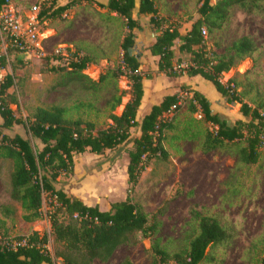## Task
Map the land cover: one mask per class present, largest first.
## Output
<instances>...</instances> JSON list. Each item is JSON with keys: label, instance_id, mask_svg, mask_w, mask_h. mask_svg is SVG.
I'll list each match as a JSON object with an SVG mask.
<instances>
[{"label": "trees", "instance_id": "16d2710c", "mask_svg": "<svg viewBox=\"0 0 264 264\" xmlns=\"http://www.w3.org/2000/svg\"><path fill=\"white\" fill-rule=\"evenodd\" d=\"M3 1L0 0V5ZM58 1L60 0L43 2L39 13L40 23L59 18L83 0H69L62 6ZM261 1L264 0H219L211 5V0H201L197 10L200 18L184 36L179 34L178 27L166 26L165 20L158 17L153 0H108L105 5L97 3L99 8L116 14L125 21L127 33L120 44L123 65L120 63L115 69L107 70L95 82L82 73L92 62L90 58L82 56L65 69V77L94 94L104 87H111V95L103 107L111 124L103 130L95 132V122L83 118V114L94 106L82 101L71 107H37L25 121L16 118L9 105H17V99L7 93L13 85V78L9 75L4 77L0 88V161H9L11 166L9 198L19 205L23 212L22 220L26 223L41 218L40 208L44 196L51 200V231L55 243L61 246V250L55 254L61 262L56 264H93L94 261L107 264L115 251L128 244L135 234L140 233L143 237L153 239L156 233L157 225L149 224L147 215L139 205L132 202L129 195L123 201L110 203L107 210H101L96 205H87L81 199L54 187L60 176L73 171V156L83 154L86 150L94 155H102L105 151H115L122 145H131L126 166L129 191L137 184L138 177L144 170L145 160L156 155L167 157L162 146L163 131L174 128L171 122H163L162 118L178 108V95L165 96L146 115L139 117L144 91L143 78L138 70L142 54L136 49L135 32L141 29L142 17L150 16L148 26L154 38L146 50L158 59V71L169 76L179 75L172 72V48L176 41L180 42L178 51L187 55L190 60L186 75L199 76L211 83L219 95L239 106V112L244 118L230 125L211 111L210 104L203 95L185 88L186 92L192 93L187 111L192 115L199 112L202 122L191 118L184 124V140L195 141L202 137L199 146L202 154L233 146L242 164L257 163L264 136V115L261 112L263 104L254 108L248 106L236 92L230 93L218 81L222 73L230 71L238 62L254 53V44L249 38L242 37L234 41L222 55L210 57L201 30L204 28L210 34L219 30L227 21L232 6L247 8L248 4ZM12 53L14 52L7 54ZM44 60L51 62L49 58ZM4 67L6 57L2 56L0 68ZM59 67L53 66L51 69L62 71V67ZM121 77L128 83L130 98L121 114L115 115L113 112L121 105L124 95L117 86ZM204 123L216 127V130L213 133L206 128L200 130L198 124ZM14 125L23 126L26 139L19 135L4 134ZM130 130H134L137 136L133 137ZM32 141L38 144L34 145ZM190 214L197 224V233L184 251L174 255L172 262L199 264L205 259L207 248L226 240V233L215 218L194 210ZM14 215L15 212L10 208L0 207V228L4 227L1 216L9 218ZM5 232L7 235V229L1 233L0 238V264H55L46 248V235L32 232L28 236L17 237L16 241L24 240L25 245L12 249ZM2 240L4 241L1 242ZM152 250L158 257L152 264L169 262L164 249L159 245V238H154ZM119 264L131 263L125 260ZM261 264H264V258Z\"/></svg>", "mask_w": 264, "mask_h": 264}, {"label": "rangeland", "instance_id": "374dc122", "mask_svg": "<svg viewBox=\"0 0 264 264\" xmlns=\"http://www.w3.org/2000/svg\"><path fill=\"white\" fill-rule=\"evenodd\" d=\"M43 1L12 0V3L17 10L26 11L33 5L41 9ZM218 1L211 0V5ZM68 2L60 0L58 4L62 6ZM97 3L83 0L59 18L41 23L40 39L46 57H32L33 60L26 64L13 62L10 65L13 74L20 75L18 79L21 81L17 80L16 86L22 94L21 104H39L42 108L71 107L79 101L92 104L93 109L84 113L83 118L95 122V132L111 124L107 112L103 111L111 95V87H104L97 94L85 91L67 80L66 68L52 70L53 65L44 59L59 46L71 45L82 56L91 59L83 74L95 82L107 70L120 65L123 54L120 44L127 33L125 21L99 8ZM153 3L159 12L164 13L166 26L182 28L188 21L200 18L197 10L201 0H153ZM142 22L148 26V20ZM242 37L253 42L255 51L222 78H232L235 92L240 94L244 103H251V100L264 102V1L248 4L247 8L232 6L227 21L219 30L211 34L206 32L204 41L209 56L213 57L222 55ZM117 86L124 95L121 105L113 113L120 115L129 101L130 88L122 77L118 79ZM188 104L189 100L183 99L176 110L163 116V122H171L174 128L163 131L162 146L167 157L156 155L145 160L144 170L131 191L126 175L127 154L131 150L129 144L115 151H105L102 155H94L88 150L74 155L73 171L60 176L54 185L57 190H63L87 205H98L101 210L129 195L147 215L149 224L157 225L153 239L135 234L128 244L115 251L107 264H119L125 260L131 264H152L158 260L152 250L154 238H159L167 260L172 262L174 255L184 251L197 233V224L190 214L192 210L215 218L227 236L224 242L207 248L205 259L199 264H261L264 258V136L258 161L253 165L242 164L233 146L202 154L199 149L202 137L195 141L184 140L182 133V125L191 118L202 122L197 113H187ZM262 111L264 113V107ZM198 126L202 131L206 128L210 133L214 132L209 124ZM18 131L26 135L23 126ZM131 132L133 136L134 130ZM179 137L183 139L178 140ZM10 171V163L0 164V207L15 212L13 217L1 216L4 227L0 228V238L6 229L8 233L5 235L11 243L17 237L28 236L32 232L44 234L53 262L60 263L55 254L61 246L54 241L49 220L53 210L51 200L44 196L40 219L24 222L19 205L9 198ZM93 264L102 263L94 261Z\"/></svg>", "mask_w": 264, "mask_h": 264}, {"label": "crops", "instance_id": "0c3cea01", "mask_svg": "<svg viewBox=\"0 0 264 264\" xmlns=\"http://www.w3.org/2000/svg\"><path fill=\"white\" fill-rule=\"evenodd\" d=\"M100 4L105 5L108 0H94ZM154 6L156 10L158 9L154 3ZM171 6L179 7L178 4H171ZM112 16H117L116 14H112ZM157 15L159 18H164V13H161L157 10ZM161 15V16H160ZM150 16L142 17V21L149 20ZM199 20V19H197ZM196 20V21H197ZM140 23L141 29L137 32H135V42H136V49L141 52V65L139 67V73L142 76V87L144 91V98L142 101V106L140 108L139 117H143L146 115L150 108L154 105L159 104L162 99L165 96L179 95L180 92H182L185 88L189 90H194L199 92L201 95H203L206 100L210 104L211 111L214 114H217L222 120H225L230 125H233L238 120H244L242 115L239 112V106L234 103H229L228 99L225 97H222L219 95L211 83L208 81H205L199 76L194 77H188L186 75V69L190 65V60L187 55L184 53H180L178 51V47L180 46V42L176 41L174 43V46L172 48L174 52V59L172 61V67L176 65H182L184 66V69L181 70L178 76H169L165 74L164 72L158 71L157 68V58L152 57L149 52L146 50V48L152 43L154 36L152 35V32L148 26L145 25L144 22ZM196 21H188L182 28H178V32L180 35L184 36L187 32L191 30L192 25ZM71 46V45H70ZM72 47V46H71ZM33 59L32 57H26L20 54L12 53L6 55V67H4L1 71L2 75L5 77L7 75L11 76L13 78V85L11 88L7 90V93L10 95L15 96L17 99L18 104L17 105H9V108L14 113V116L16 118H20L21 120L25 121L27 117H29V114L33 113L35 108L40 107L39 104H21V96L22 94L18 92V86H16V81L20 80L18 77V74L14 75L13 72L10 70V65L13 62H16L18 64H26L28 62H31ZM93 66V65H90ZM89 68V65L86 67V69ZM234 68V67H233ZM84 69L82 73L86 70ZM17 77V78H15ZM123 78V77H122ZM125 79V78H124ZM232 80V78H231ZM21 81V80H20ZM31 81V79H30ZM233 82V81H232ZM29 83V82H26ZM20 90V89H19ZM185 91V90H184ZM186 92V91H185ZM190 97L187 99L190 100ZM238 96L240 94H237ZM240 97V96H239ZM241 98V97H240ZM251 103H246L248 106L254 108L258 104H263V101H257V100H251ZM256 104V105H255ZM190 114L189 112H187ZM198 113V112H197ZM196 114V113H195ZM262 114L264 115L263 111ZM2 124V119L0 117V125ZM181 129L184 128V124L182 125ZM21 128L20 125H14L11 130L5 131L4 134L8 136L13 135H19L23 139H26V135H22L18 129ZM132 130H130L131 132ZM26 133V132H25ZM13 134V135H12ZM132 134V132H131ZM137 134L135 133L133 137H136ZM36 145L38 144L36 141H33ZM6 163L9 165V161H0V164ZM77 198V197H76ZM95 206V205H94ZM98 206V205H96ZM99 207V206H98ZM100 208V207H99ZM108 209V208H107ZM104 209V210H107Z\"/></svg>", "mask_w": 264, "mask_h": 264}, {"label": "built area", "instance_id": "2783aa9c", "mask_svg": "<svg viewBox=\"0 0 264 264\" xmlns=\"http://www.w3.org/2000/svg\"><path fill=\"white\" fill-rule=\"evenodd\" d=\"M45 1V0H44ZM43 1V2H44ZM39 13L40 8L38 5L31 6L30 9L26 11H19L15 8L12 0H4L0 5V57L7 55L8 52H14L26 57H35L39 59L40 57H46L41 45L40 32H39ZM201 35L203 39L206 38V31L203 28L201 30ZM82 57V54L77 52L73 47L63 45L55 49L47 58L51 59V64L53 66H60L62 68H69L71 64L78 61ZM121 65H123L121 63ZM0 68V88L4 82V76ZM184 69L182 65H176L172 67L173 73H180ZM222 73L218 77L220 84L224 85L230 93L235 92L234 84L231 78L223 79ZM190 97L188 92H181L177 96L179 107L182 104L183 99ZM2 104L0 95V106ZM197 117L202 118L201 114L198 112ZM214 131L216 127L212 126ZM263 139V138H262ZM25 241H15L10 244V248L15 249L19 246H24ZM166 264H179L176 262H167Z\"/></svg>", "mask_w": 264, "mask_h": 264}]
</instances>
